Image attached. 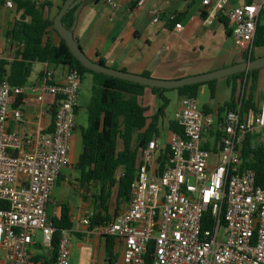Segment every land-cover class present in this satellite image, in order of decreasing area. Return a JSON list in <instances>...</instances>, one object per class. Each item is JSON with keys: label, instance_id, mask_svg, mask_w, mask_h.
Here are the masks:
<instances>
[{"label": "built area", "instance_id": "1", "mask_svg": "<svg viewBox=\"0 0 264 264\" xmlns=\"http://www.w3.org/2000/svg\"><path fill=\"white\" fill-rule=\"evenodd\" d=\"M226 2L199 0V5L212 18ZM103 3L117 8L113 0ZM1 8L13 10V5L5 0ZM257 10L244 3L225 14L240 53L251 50ZM148 15L151 24L158 22V11ZM165 20L173 30L181 29L174 14ZM48 75L32 88L38 101L43 93L56 97L51 129L35 134L7 130L8 122L20 119V109L9 98L21 87L0 81V264H40L31 259L33 250L49 249L52 241L45 207L60 170L69 164L80 78L76 70L66 69L59 81L48 84ZM241 93L236 106L220 117L215 150L202 145L211 144L216 113L203 112L194 97H179L172 120L180 132H168L167 162L158 167L156 138L150 139L141 149L125 209L95 226L99 235L115 241L118 260L113 264H144L145 258L149 264H264V157L260 185L254 171L243 165L241 151L246 137L251 150L264 144V85L245 111L238 110ZM90 214L81 219L85 227ZM69 243V233L61 230L53 264H69Z\"/></svg>", "mask_w": 264, "mask_h": 264}, {"label": "crops", "instance_id": "2", "mask_svg": "<svg viewBox=\"0 0 264 264\" xmlns=\"http://www.w3.org/2000/svg\"><path fill=\"white\" fill-rule=\"evenodd\" d=\"M45 1L49 3V7H43L42 17L52 21L58 12L60 2L59 0ZM113 1L117 5L115 10H110L103 3V0L80 7L76 14L71 38L79 45L82 55L91 62H96L99 59L105 67L124 70L137 75L147 72V76L154 79H179L218 70L240 62V52L233 44L231 26L225 17L226 12L234 6H240L244 3L255 4L258 8L256 21L258 25H264V0H227L224 9L214 14L212 18L206 17L205 10L199 5V0H142L140 5H137L138 0H135L133 4H131V0ZM149 10L159 12V20L156 24L150 23ZM170 13L175 15V22L181 25L179 31L173 30V23L165 20V15ZM14 18V10L0 9V58L5 60L12 58V43L1 33L2 31L5 33ZM59 40V35L53 29L48 28L42 37V45L46 42L57 45ZM256 49L253 56L264 55V46ZM152 59H155L156 62L152 70L148 72L145 67ZM65 71L66 67L61 64L31 62L29 74L25 82L20 85L21 92L9 98L10 105L18 107L21 115L17 122L7 123V130L17 134H35L51 129V118L57 101L56 97L43 93L42 99L38 101L35 98L37 91L32 86L39 83L46 72L49 73L46 82L52 84L59 81ZM263 85L264 66L257 70L253 100L258 99ZM89 87L90 76L85 74L80 79L76 108H78L79 96L89 95ZM240 89L241 84H239L238 79L229 77L215 79L213 98L207 100L205 104L208 112L216 113L217 106L225 100L234 101ZM203 92L207 93L204 84L198 87L197 93ZM163 94L168 99L167 106L170 108L167 109V116L165 115L167 106L163 114V117L166 116V122H168L172 120V115L179 106V97L173 89L167 90ZM140 98L139 102L149 111L148 115L153 114L158 105V99L151 90L145 88ZM144 98L149 104H142L141 100ZM148 105H152V107L148 108ZM76 116L77 109L74 114V126L68 152L69 164L60 170L50 191V202L45 209L46 214L56 215L57 204L65 203L69 209L71 220L69 235L75 236L79 241L91 240L93 247L91 264H96L99 257L98 250L100 248L103 250L102 237L94 230L95 226L88 229L82 225L81 219L92 212V200L97 189L94 184H80L78 173L72 168L81 149L80 131H76ZM156 145L158 153L161 152L163 147L157 142V139ZM212 160L213 157L211 156ZM59 184L75 190L78 201L73 204L61 200L55 201L54 187ZM125 207L126 204L115 206L110 200L108 203L110 219L124 210ZM86 231H89L88 234ZM80 247L81 243L75 244V248L79 251L77 264H81ZM41 249L45 248L33 250L32 256H44L45 253L41 252ZM40 259L34 261L38 262ZM70 259L69 243V264ZM117 260L118 257L115 261L117 262ZM102 264H107L103 256Z\"/></svg>", "mask_w": 264, "mask_h": 264}, {"label": "trees", "instance_id": "3", "mask_svg": "<svg viewBox=\"0 0 264 264\" xmlns=\"http://www.w3.org/2000/svg\"><path fill=\"white\" fill-rule=\"evenodd\" d=\"M5 0H0V5ZM13 5L15 18L4 37L9 39L14 48L12 58L5 60L0 58V81L5 79L12 85H22L30 70L33 61L47 64H61L66 69H74L79 78L85 74L90 76L88 101L85 105V126L80 131L81 149L72 168L78 173L80 184H94L97 189L92 200V212L89 216L88 229L102 222L110 220L108 203L113 201L115 206L127 204L129 200V184L135 178V172L139 164L141 149L146 143L157 137V123L163 117L168 99L164 96L167 90H175L178 97H196L198 87L205 85L208 100L213 98L215 79L182 85L165 89L149 87L136 82L122 80L110 75L95 72L83 67L79 61L69 52L64 41L60 38L57 45L44 43L42 37L48 28L53 29V20L42 17L43 7H49L45 0H9ZM65 0H59L60 5ZM100 0H74L60 19V25L68 34H72L70 26L73 22V12L86 4L97 3ZM135 0H131L133 4ZM59 10V9H58ZM73 45L81 49L72 38ZM264 46V25L255 23L252 47L249 54L240 53V60H252L253 47ZM96 63L103 65L101 60ZM251 69L239 71L225 77L238 79L241 84V97L238 110L245 111L253 107V96L257 70ZM124 71V70H121ZM147 72L141 75L147 76ZM149 88L158 99V105L151 115H146V107L139 102L143 90ZM236 106L231 100H225L216 108V121L211 135V144L204 143L203 148L215 150L221 137L220 117ZM77 108H75L74 113ZM201 110L208 112L207 105H202ZM169 131L180 132L173 120L167 122ZM249 137H246L241 145L242 162L245 167L254 171L255 181L261 183L263 164V145H257L255 149H249ZM167 145L158 153L155 162L162 167L168 160ZM57 214H47L48 221L53 227L50 248L44 256H31L32 260L40 259V264H53L55 240L61 230L68 233L71 229L69 209L65 203L57 204ZM206 215V214H205ZM77 236V234H75ZM104 252V260L107 264H113L116 260L114 252L115 241L109 235H101ZM149 264L145 258V263Z\"/></svg>", "mask_w": 264, "mask_h": 264}, {"label": "water", "instance_id": "4", "mask_svg": "<svg viewBox=\"0 0 264 264\" xmlns=\"http://www.w3.org/2000/svg\"><path fill=\"white\" fill-rule=\"evenodd\" d=\"M73 1L74 0H65L60 5L57 14L53 18L52 28L59 35V37L64 41V44L67 46L69 52L79 61V63L83 67L89 70L103 73L106 75H110V76H113V77H116L122 80L136 82L141 85H145L149 87H159V88L170 89V88H175V87L182 86V85H189V84L204 82V81H208L212 79H218V78L225 77V76H228L230 74H233L239 71H246V70L256 69V68H260L264 66V55H261V56L255 57L252 60H244V61H240L237 63H233V64H230L218 70H214V71H210V72L202 73L198 75L183 77L179 79H172V80L154 79V78L144 76V75L131 74L125 71L105 67L104 65H100L96 62H91L88 59H86L82 55V52H80V50L73 45L71 35L68 34L67 31L63 30L60 25L61 17L63 16V14L65 13L67 8ZM78 9L79 8H77L72 14L73 22L70 26V30H72L74 27ZM155 62L156 60L152 59L145 67V70L148 72L151 71L153 66L155 65Z\"/></svg>", "mask_w": 264, "mask_h": 264}, {"label": "rangeland", "instance_id": "5", "mask_svg": "<svg viewBox=\"0 0 264 264\" xmlns=\"http://www.w3.org/2000/svg\"><path fill=\"white\" fill-rule=\"evenodd\" d=\"M4 31H2L1 35L3 36ZM256 48L253 47L252 49V55L256 52ZM33 71V70H32ZM31 71V74H32ZM170 93V92H169ZM260 95V92H259ZM259 97V96H258ZM141 99V98H139ZM156 99V98H155ZM154 99V100H155ZM208 98H207V93L203 92V93H197L196 97H195V101H196V105L198 108H200L202 105L206 104ZM88 101V95L84 96V95H80L78 98V108H77V116L75 117V124H76V131L78 132L81 128H83L85 126V105ZM142 101L143 105L149 104L147 103L146 99L144 98ZM158 101V100H157ZM150 107H152V105H148ZM170 109L169 106L166 107V111H165V115L167 116L168 114V110ZM146 115L149 114V111L147 110L145 112ZM166 116L162 117L159 119L158 123H157V142L164 147V145L167 143V138H168V129H167V122H166ZM55 189V198L54 200H61V201H66L69 202L71 204H73L74 202L78 201L77 195L75 193V190L68 188L67 186H64L62 184H59L57 186L54 187ZM65 198V199H63ZM35 241H40V233L36 232V235L34 237ZM76 243H81V247H80V253L81 254V258H80V262L81 264H91V258H92V242L91 240H81L79 241L75 236L70 235V252H71V259H70V264H77L78 260H77V254L79 253V251H77V248H75V244ZM82 250H84L85 252H83ZM43 253H46L47 250L46 249H41L40 250ZM88 251H90V255L88 254ZM116 257H118V252L116 250H114ZM98 254L99 257L97 259L96 264H102V256L105 257L104 252L102 250V248H100L98 250ZM90 256V257H89Z\"/></svg>", "mask_w": 264, "mask_h": 264}]
</instances>
